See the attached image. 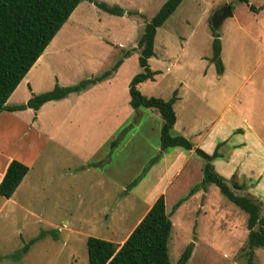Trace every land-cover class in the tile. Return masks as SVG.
Wrapping results in <instances>:
<instances>
[{"label": "rangeland", "instance_id": "obj_1", "mask_svg": "<svg viewBox=\"0 0 264 264\" xmlns=\"http://www.w3.org/2000/svg\"><path fill=\"white\" fill-rule=\"evenodd\" d=\"M97 1H104L112 6L120 5L125 8L126 13L123 16L111 14L90 0H83L47 47L41 59L30 70L27 75L30 80L25 82L27 90L30 89V81L33 86H38H34L37 92L42 93L53 90L57 84L71 86L84 78L88 79L89 76H100L112 69L127 51H131V55L124 59L123 67L118 68L119 74L113 79L118 87H124L128 78L131 81L136 74L143 71L139 64L142 52L138 46L139 41L147 22L167 0ZM227 3L232 5L236 15L228 17L217 29L223 33V59L228 69V75L222 78L217 73L216 66L209 60L213 42L211 19L213 14ZM250 4L261 12L252 11L247 3L239 0H183L158 29L155 40L156 54L150 59V65L153 70L159 71V74L155 80L142 84V93L168 100L183 79L193 81V78L197 77L200 82L201 76L203 84L228 83L230 90L234 89L236 93L244 85V92L235 98V106L247 105V94L253 91V107L258 117H264V0H250ZM241 28H244L245 32ZM205 70L208 71L207 78H204ZM117 71L113 74H117ZM247 77V81H244ZM111 78L113 76L102 81ZM123 106L125 109L129 106L132 110V105L127 102L126 97L123 99ZM179 112L182 117L181 109ZM20 118L29 121L28 115ZM162 124L163 119L158 110L142 107L133 112L132 117L124 123L119 131L123 132V137L118 145L114 149L111 147V142L121 135L119 133L92 159V163L103 159L101 168L97 169L91 165L87 172L77 161L75 166L79 168L74 170L75 200L69 203V209L66 208V201L58 203L56 196H53L47 202H31L32 208L39 214L37 217L24 212L18 205V202H21L19 197L15 196L16 201L6 204L0 211V256L4 257L0 264H89L88 237L101 236L94 232L92 219L95 213L108 207H116L117 212L122 210L124 215L117 220V227H113L115 231L104 232L101 238L113 239L120 244L127 237V231L134 225L141 210V203L131 192L135 186L130 184L149 165H141L140 160H152L157 156L153 148L160 144ZM147 141L149 148L146 149ZM2 143L0 138V145ZM76 146L80 150L83 149L78 144ZM200 160L203 164L204 161ZM61 174H64V171L58 169L57 175ZM104 174L119 180L120 186L104 182ZM155 175L156 171L153 177ZM253 181L254 179H251L248 184L245 178L234 177L229 180V185L235 193L249 196ZM179 182L184 183V179H179ZM147 183L144 182V188ZM236 184L243 186L240 189ZM210 199L215 208L210 209L211 212L207 216H202L198 224L202 239L198 235L194 236V226L198 222L196 215L202 200L200 197L191 199L182 211L174 213L175 227L169 240L171 264H177L188 247H191L193 252L187 264H250L248 213L231 202L216 185H212ZM4 201L5 199L0 197V207ZM169 202L172 203L171 198ZM169 208L173 210V205ZM220 214L223 217L228 216L224 223L233 221V228L225 224L216 228V223L212 220ZM109 215L107 212L106 216ZM126 216L128 219L125 221ZM65 221L68 222L67 228L63 227ZM54 228H61L56 239L48 234L36 242L21 260L9 257L31 238ZM231 231L234 232V239L232 244H228L225 240L230 241ZM255 251L254 263L264 264V247L256 248Z\"/></svg>", "mask_w": 264, "mask_h": 264}, {"label": "crops", "instance_id": "obj_2", "mask_svg": "<svg viewBox=\"0 0 264 264\" xmlns=\"http://www.w3.org/2000/svg\"><path fill=\"white\" fill-rule=\"evenodd\" d=\"M260 12L261 10L256 13ZM235 15L234 10L232 17ZM241 30L245 32L244 28ZM220 33L223 59V33L221 31ZM210 58L211 56L209 60ZM210 62L214 64L211 60ZM223 62L224 72L219 74L222 78L228 75L225 59ZM116 73L112 75L113 78L97 82L88 90L73 92L63 99L46 102L37 111L28 108L0 113V138L3 141L0 145L2 146L0 147V183L13 160H19L30 167V171L11 198L0 195L1 198L5 199L1 203L0 211L4 209L6 204L14 201L15 196L19 197L21 202H18V205L24 212L37 217L39 214L32 208L31 202H47L53 196H56L58 203L66 201V208L69 209V203H73L75 200L76 175L74 170L79 168L75 166V163L78 161L87 172L91 165L97 169L101 168L102 165L97 166L96 163L103 161V159L93 163L92 159L98 156L111 141V138L119 133L124 123L132 117L133 112L140 109L132 107L131 110L129 106L124 108L123 99L126 97L127 102L131 101L129 92L131 81L128 78L124 87H118V84L113 80L119 74L118 71ZM27 75L9 97L8 105L27 103L33 93H41L37 92L38 90L34 88L35 85H32V81L28 83L30 89H26L25 82L30 80ZM207 76L208 71L205 70L204 78ZM88 78L92 77L89 76ZM247 79L248 77L243 80L247 81ZM143 83L138 85L140 89ZM219 85L210 82L203 84L201 76L200 82L197 77L193 78V81L183 79L180 82L179 87L175 89L178 90L179 98L174 104L177 121L172 129V134L183 135L190 139L195 147H200L210 154L216 150L219 143H223L220 146L223 157L214 161L216 171L227 180L234 176L243 177L249 184V181L254 179L249 196L261 203L263 211L264 137L262 135H264V117H258V113L253 107V91L247 94V105L238 107L234 104L235 98L244 92L245 86L242 85L236 93L234 89L230 90L228 83ZM21 93L23 96H20ZM13 100L15 101L14 104L12 103ZM19 101H23V103ZM180 109L182 117L179 112ZM23 115H28L29 121L21 120L20 116ZM81 117L82 119H79ZM17 123H19L18 126ZM76 144L83 149L80 150ZM147 148H149L148 141ZM153 149L156 150L157 155L161 154V157L131 191L141 203V210L134 225L127 231V237L120 245L129 237L162 194L166 198V208L171 215L173 228L175 227V214L182 211L191 199L197 197L202 199L196 215L198 222L194 226L196 229L194 236L198 235L202 239L203 236L199 232L198 224L202 216H207L211 212L210 209L215 208L210 199L211 188L215 184L211 183L206 189H200L189 196L177 210H170L169 207L170 205L174 207L175 203L188 195L194 185L202 182L204 159L196 153L195 149L187 150L183 147H172L162 150L161 141ZM200 159L204 161L203 164ZM150 161L148 158L141 159L140 164L144 165ZM58 169L63 170L64 174L58 176ZM155 171L156 175L153 177ZM179 179H184V183L179 182ZM103 180L112 185L120 186L119 180L111 175L104 174ZM144 182L149 183V185L147 183L146 188L143 187ZM169 198H171L172 203L169 202ZM107 212L110 214L108 217L106 216ZM123 215L124 212L122 210L117 212L116 207L114 209L108 207L95 213L92 219V223L95 225L94 232L101 235L96 237L101 238L104 236V232L112 233L115 231L113 227H117L116 222ZM262 215L264 216V214ZM227 218V215L223 217L220 214L219 216L216 215L212 221L216 223V228L220 224L233 228V221L224 223ZM127 219L126 216L124 220ZM67 226L68 222L65 221L63 227L67 228ZM57 230L60 231L61 228ZM231 232L230 241L229 239L225 240L228 244H232L231 241L234 239V232ZM110 240L113 241V239Z\"/></svg>", "mask_w": 264, "mask_h": 264}, {"label": "trees", "instance_id": "obj_3", "mask_svg": "<svg viewBox=\"0 0 264 264\" xmlns=\"http://www.w3.org/2000/svg\"><path fill=\"white\" fill-rule=\"evenodd\" d=\"M82 1L0 0V113L3 111L26 110L28 108L37 111L46 102L63 99L73 92H81L92 84L112 76L123 64L124 59L131 55V51H127L125 56L119 59L112 69L107 70L100 76L83 79L71 86L57 84L51 91L40 94L33 93L27 103L8 105L7 101L9 97L44 54L47 47ZM90 1L111 14L123 16L126 13V10L120 5L112 6L104 1ZM182 1L167 0L157 14L147 22L145 31L138 44L142 50L139 64L143 71L136 74L129 84L130 103L134 109L142 107L153 108L160 112L163 119L161 128L162 150L172 147H183L187 150L195 149L196 153L205 161L202 182L194 185L188 195L175 203L173 210H177L189 196L195 194L200 189H206L211 183L215 184L229 200L248 213V242L251 248L249 261L250 264H255L254 249L256 247H264L262 205L259 201L254 200L248 195L235 193L229 185V180L216 171L214 161L223 157L220 152V146L223 143H219L216 150L210 154L200 147H195L193 142L183 135H173L172 129L177 121L174 104L179 98L178 90H175L172 97L167 100L161 97L147 96L138 87L142 82L155 80L156 75L159 74V71L153 70L149 63V59L156 54V35L158 29L177 10ZM239 1L247 3L252 11H259V8L250 4V0ZM212 32L213 42L210 60L215 64L217 72L222 74L224 72V62L222 59L221 33L219 30L213 28V26ZM122 133L111 142L112 149L120 142L123 137ZM160 157L161 154L154 157L144 172L130 185L136 186L144 174L147 173V170ZM103 163L104 160L96 163V165L99 166ZM29 171L30 167L28 165L19 160H13L0 183V195L11 198ZM235 186L241 189L243 185L236 184ZM172 230L173 221L170 213L167 212L165 195L162 194L122 245L116 244L111 240L89 236L87 240L89 264H171L169 240ZM48 234L56 239L59 235V230L42 231L9 257L14 260H21L36 242ZM192 252L193 249L191 247L186 248L177 264H187L192 256ZM3 258L0 256V261Z\"/></svg>", "mask_w": 264, "mask_h": 264}, {"label": "water", "instance_id": "obj_4", "mask_svg": "<svg viewBox=\"0 0 264 264\" xmlns=\"http://www.w3.org/2000/svg\"><path fill=\"white\" fill-rule=\"evenodd\" d=\"M234 15V10L231 4L227 3L219 8L212 16V26L218 29L222 23ZM194 245V244H193Z\"/></svg>", "mask_w": 264, "mask_h": 264}]
</instances>
